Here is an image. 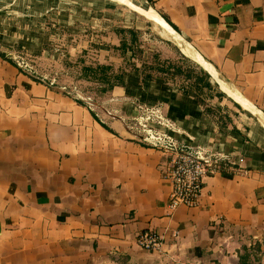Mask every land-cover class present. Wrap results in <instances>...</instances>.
<instances>
[{"label":"crops","instance_id":"obj_1","mask_svg":"<svg viewBox=\"0 0 264 264\" xmlns=\"http://www.w3.org/2000/svg\"><path fill=\"white\" fill-rule=\"evenodd\" d=\"M70 1L38 7V19L99 31V63L120 67L108 5ZM146 2L208 64L190 58L225 96L201 104L181 79L130 70L93 110L0 54V264H239L244 248L246 264H264V0ZM4 7L12 0H0ZM125 19L123 27H149L147 18ZM6 27L3 48L28 43L26 31ZM137 101L161 103L181 140L218 150L239 169L207 176L196 206L170 211L169 156L125 124ZM147 228L163 235L157 251L136 244Z\"/></svg>","mask_w":264,"mask_h":264},{"label":"rangeland","instance_id":"obj_2","mask_svg":"<svg viewBox=\"0 0 264 264\" xmlns=\"http://www.w3.org/2000/svg\"><path fill=\"white\" fill-rule=\"evenodd\" d=\"M16 1L12 0L13 10L5 7L0 9V27L6 29L8 26L14 30L16 28L14 32L19 31L18 28L26 31L28 36L24 39L28 43L8 48H3L0 45V54L6 55L10 52V55H15L16 59L27 63L32 67V70H35V73L22 71L23 73L33 78L34 76L42 78L43 83L53 80L52 86L56 89L78 98L96 110L98 105L104 101V92L101 91V88L105 84L97 79L98 75L93 76L91 72L85 73L83 68L86 66L94 67L97 63L106 64L99 63V51L97 49V45L100 43L99 31H91L83 26L60 25L54 19L42 15L38 19V7L54 6L58 9V6L62 7L60 5L63 4L69 8L74 3L70 0ZM103 2L108 5L107 9L111 15L110 31L117 34L119 38H121L119 30L129 28L122 26L123 21L126 20V15L130 18L129 20L131 17L133 19L138 18L140 21L147 20L130 8L121 5L120 2L119 4L117 0H104ZM23 4L26 7L24 11L21 10ZM50 12L53 11H48V13ZM20 16L24 18V23L20 22L22 20H17ZM147 24L148 29L144 28L143 33L139 31L135 55L131 56L128 52L127 57V53L122 54L116 48V51L123 57V63L121 62L122 65L118 68H113L111 65L114 72L129 67L131 62L141 68V64L153 62V55H157L160 60L178 61L179 55L186 54L187 56H184H189L188 58L194 60L193 51L190 48L182 45L179 40L173 39L154 22L147 20ZM4 58L7 57L4 56ZM10 60L14 64V61ZM151 74L158 73L153 72Z\"/></svg>","mask_w":264,"mask_h":264},{"label":"built area","instance_id":"obj_3","mask_svg":"<svg viewBox=\"0 0 264 264\" xmlns=\"http://www.w3.org/2000/svg\"><path fill=\"white\" fill-rule=\"evenodd\" d=\"M7 60L21 71L35 73L32 67L16 59L10 52ZM10 58V59H9ZM42 82L43 79L34 76ZM52 86L53 80L45 83ZM89 106V105H88ZM90 107V106H89ZM136 113L125 119V124L134 139L140 144L169 156V164L164 177L170 182L167 208L173 211L179 206L193 207L199 203L204 179L216 172H236L239 168L231 165L229 157L204 145H191L179 138L180 129L163 111L159 102H135ZM178 232L172 233L173 238ZM163 235L153 228L141 230L136 234V244L146 251H157L161 248Z\"/></svg>","mask_w":264,"mask_h":264},{"label":"trees","instance_id":"obj_4","mask_svg":"<svg viewBox=\"0 0 264 264\" xmlns=\"http://www.w3.org/2000/svg\"><path fill=\"white\" fill-rule=\"evenodd\" d=\"M151 3V0H148ZM166 22H168L174 29L177 28L164 16L161 15ZM121 34L120 45L117 47L122 54L127 51L130 55H135V49L137 47V40L139 30L135 28H121L119 30ZM1 56L4 57L3 54ZM178 61L175 60H160L157 55H153L152 63H143L141 68L137 67L131 62L129 67H125L118 72L112 70L111 65L96 64L94 67H84V72H91L93 76H97L99 81H102L105 86L101 88L102 92L111 90L114 85H124V75L130 70L143 71L145 73L157 72L161 76L163 82L181 79L182 85L194 92L195 98L201 104L204 103V98H211L213 95L217 97L225 96V94L218 89L217 83L210 82V74L203 69L200 65L192 61L190 58L179 55ZM77 101L82 102L77 99ZM249 257L247 248H244V253L239 255V264H246V260Z\"/></svg>","mask_w":264,"mask_h":264},{"label":"bare ground","instance_id":"obj_5","mask_svg":"<svg viewBox=\"0 0 264 264\" xmlns=\"http://www.w3.org/2000/svg\"><path fill=\"white\" fill-rule=\"evenodd\" d=\"M117 1H119L122 4H124L128 8L138 12L139 14H141L142 16L147 18L148 20L157 23L160 27L165 29L169 34H172V36L175 39H177L179 41L181 40L180 37L174 31H172V29L166 24V22L152 9V7L146 2V0H135V1H132V0H117ZM193 55H194V60L195 61H198V62L204 64L205 66L208 65V64L206 65L202 61L201 57L198 54H196V52L193 51ZM237 100L240 102V104L243 107H245V108L250 107L242 99L237 98ZM251 109H253V108H251Z\"/></svg>","mask_w":264,"mask_h":264}]
</instances>
